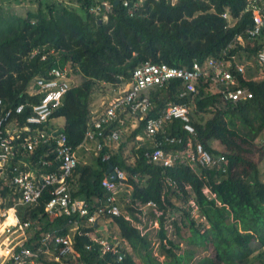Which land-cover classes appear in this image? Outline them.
<instances>
[{
    "label": "trees",
    "instance_id": "trees-1",
    "mask_svg": "<svg viewBox=\"0 0 264 264\" xmlns=\"http://www.w3.org/2000/svg\"><path fill=\"white\" fill-rule=\"evenodd\" d=\"M36 1L37 7L24 15L0 19V97L6 107L22 101L28 81L53 65L55 58L60 63L71 61L82 80L64 94L55 114L62 117L63 131L72 148L83 141L91 95L101 82L124 83L136 65L147 61L189 68L193 61L221 56L229 44L232 48L227 50L225 57L232 54L237 61L246 63L253 61L257 50L264 45V29L253 38L246 33L252 20L250 13L244 11L245 0H175L174 3L144 0L142 8L132 15L121 2L114 4L115 0H110L112 8L106 19L89 13V7L100 0H71L84 16L65 6L59 8L57 14L47 15L44 8L47 3L43 6L41 0ZM223 13L229 18L223 17ZM238 35L242 37V44L236 40ZM34 49L37 53L30 58L28 54ZM50 49L54 53L40 60V55ZM247 75L250 76L248 70ZM238 80L240 86L252 91V97L235 103L224 101L218 91L203 81L197 83L196 93L184 97L179 96V79H170L147 92L151 101L147 116H157L171 101L189 105L195 141L214 156L224 155L227 159L225 172L203 168L199 176L183 163L160 166L148 161L144 152L150 150V145H137L139 141L131 148V163L116 153L108 161L92 157V164L77 163L72 174L74 195L103 197L105 190L100 183L107 165L117 164L125 171L131 186V201L141 204L151 201L162 212L157 217L159 229L155 234L162 260L153 255L149 234L141 235L120 215L113 221L130 251L125 252L119 262L111 255L100 258L97 245L90 252L84 250L83 245L89 240L82 235L76 237V248L85 264H107L109 260L114 264L188 263L192 254L177 253L174 249H178V244L168 238L163 229L165 216L179 211L185 214L190 242L212 246L214 257L206 264H248L253 252L252 242L264 247V181L260 179L258 168L263 152L253 147L255 138L264 129V78L245 80L238 75ZM141 131L142 122H139L127 139H134ZM166 131L184 135L177 119L167 123ZM124 144L122 141L119 148ZM169 147L180 149L182 146L165 145ZM164 176L176 183L177 190L165 188ZM0 183H3L1 178ZM203 187L212 195L204 194ZM8 192L7 187L0 190L2 195ZM189 198L194 200L203 221L198 222L190 216L186 205ZM46 199L44 193L38 205L18 206L19 220H29L32 224L27 230L29 241L64 223L62 217L49 222L45 215H40ZM123 206L137 219L131 206ZM147 213L155 217L151 210ZM172 223L178 233L179 226L175 220Z\"/></svg>",
    "mask_w": 264,
    "mask_h": 264
},
{
    "label": "built area",
    "instance_id": "built-area-1",
    "mask_svg": "<svg viewBox=\"0 0 264 264\" xmlns=\"http://www.w3.org/2000/svg\"><path fill=\"white\" fill-rule=\"evenodd\" d=\"M117 1L132 15L142 8L144 0ZM170 1L174 3L175 0ZM111 8L110 0H100L89 7V13L106 19ZM244 11L251 15L252 24L246 33L253 38L264 29V0H245ZM222 16L229 18L227 13ZM236 40L243 43L240 35ZM230 48L231 44L219 57L193 61L189 68L148 61L136 65L118 95L108 102L102 101L97 110L90 108L83 141L76 148L68 144L63 131V119L55 114L64 94L75 85L74 75L79 74L71 61L60 63L55 58L53 65L28 81L22 101L10 103L6 107L0 97V178L3 180L0 190L4 187L9 190L7 195L0 193V264H85L76 248V237L82 235L89 240L83 245L84 250L90 252L97 245L100 258L111 255L114 261L119 262L125 252L130 251V246L119 236L113 218L122 215L141 235H145L148 229L141 223L147 209L155 216L150 226L156 233L159 229L157 217L162 212L151 201L144 204L131 201V186L126 180L125 171L117 164H113L101 180L100 184L105 190L103 197L89 198L73 194L75 183L72 174L78 163L75 150L82 147L94 157H100L101 161H108L117 151H114L115 145L121 138L127 116L133 117L137 123L142 122L144 137L150 145V150L144 152L148 161L163 167L183 163L199 176L203 168L225 172L227 159L224 155L214 156L195 141L189 105L171 101L157 116H147L151 106L147 92L170 79H179L181 97L196 93L197 83L203 81L218 91L224 101L235 103L251 98L252 91L239 85L238 75L245 80L250 77L264 78V45L257 50L253 61L246 63L237 61V57L232 54L225 57ZM36 53L34 49L28 56L31 58ZM49 53L53 54V49L41 54L40 60H45ZM256 68L260 70L259 74ZM101 84L109 85L106 82ZM173 119L181 122L184 135L166 131L167 123ZM165 145L182 147L165 148ZM104 149L106 151L101 153ZM163 182L165 188L177 190L176 183L170 177L164 176ZM202 192L212 195L207 187H203ZM44 193L47 199L40 215H45L49 222L62 217L64 223L41 232L38 238L29 241L27 230L32 224L29 220H19L18 206L34 207L39 204ZM122 203L134 209L137 219L130 215ZM186 205L193 219L198 222L204 220L199 216L192 198L187 200ZM9 212L15 220L12 223H6ZM170 218L172 216L166 215L163 224L167 237ZM99 227H105L104 232L97 233ZM150 238L153 255L162 258L158 255L157 239ZM162 242L165 244L166 240ZM107 264L114 263L109 260Z\"/></svg>",
    "mask_w": 264,
    "mask_h": 264
},
{
    "label": "rangeland",
    "instance_id": "rangeland-1",
    "mask_svg": "<svg viewBox=\"0 0 264 264\" xmlns=\"http://www.w3.org/2000/svg\"><path fill=\"white\" fill-rule=\"evenodd\" d=\"M34 0H17V4H12L15 3L14 0H10V6L7 8H0V19L2 17H7L11 15H24L26 11L32 10L35 8H28L30 4ZM47 6H45V13L47 15H50L51 13L57 14L59 8L62 6H65L67 8L73 9L77 11L81 16H84V13L79 9L78 5L71 0H48ZM49 8H51V12L49 11ZM255 66V65H253ZM259 69H258V74H259ZM74 84H79L82 80V77L78 75H74ZM124 84L120 83L117 84V86H109V85H96L95 90L91 95V109L97 110L99 108V104L101 101L103 102H108L110 101L113 97L118 95L122 89H124ZM206 117L208 114L205 115ZM130 129L123 130V133L121 135V138L118 142V144L115 145V151L116 154H119L122 159L127 162L131 163L133 161V155L131 148L136 145L135 141H139L137 145L139 144H146L148 141L145 139L143 132L141 131L138 135L135 136L134 139H127V136L130 133ZM141 138V139H140ZM122 141H125V144L119 148L120 144ZM254 149L261 150L263 152L262 159L259 163V172H260V179L264 181V129L261 131V133L255 138L254 143H253ZM77 161L80 164L86 165V164H92L93 160L92 157H94L90 152L85 151L82 147H79L75 150ZM148 210V209H147ZM150 213H146L143 216V222L141 223L143 226L145 225L148 229L147 232L148 234L153 237V240H155V230L152 229L150 226L151 219ZM172 220L176 221V224L179 226V232H176L175 226L172 223ZM12 221V220H11ZM169 222L171 225H169L170 230L167 232L168 238H170L174 243L178 244V249H174L177 253H183V252H189L192 254L190 261L188 263H182V264H206L209 262V259H212L214 257V251L213 248L210 244L208 243H202V244H197L190 242L189 237L191 235L190 230L188 228V224L186 222V217L185 214L182 212H177L174 213L172 218L169 219ZM108 228V226H107ZM105 227H99L97 230V233H100L101 231L104 232L103 230ZM110 230H113L112 226H109ZM252 248L253 252L249 257V262L248 264H264V247H259L258 242H252ZM156 249L154 248V251ZM159 254V253H158ZM162 260V258H160ZM139 262V261H138ZM143 262H139V264H142ZM164 264V262L162 263Z\"/></svg>",
    "mask_w": 264,
    "mask_h": 264
},
{
    "label": "crops",
    "instance_id": "crops-1",
    "mask_svg": "<svg viewBox=\"0 0 264 264\" xmlns=\"http://www.w3.org/2000/svg\"><path fill=\"white\" fill-rule=\"evenodd\" d=\"M15 3H12L10 2V0H0V8H7L8 6H10V3L12 4H17V0H14ZM48 0H41V2L43 3V6L44 4L47 2ZM37 7V1L34 0L30 6L28 8H36ZM93 101V100H92ZM92 101L90 100V108H91V105H92ZM102 102V101H101ZM99 107H100V104H99ZM93 110V109H91ZM138 125V123L136 122V120L131 117V116H127L126 118V122H125V128L124 130H127V129H134L136 126ZM143 132V131H142Z\"/></svg>",
    "mask_w": 264,
    "mask_h": 264
},
{
    "label": "bare ground",
    "instance_id": "bare-ground-1",
    "mask_svg": "<svg viewBox=\"0 0 264 264\" xmlns=\"http://www.w3.org/2000/svg\"><path fill=\"white\" fill-rule=\"evenodd\" d=\"M12 220V221H11ZM15 220H14V218H13V216H12V213L11 212H9V215H8V218L6 219V223H12V222H14Z\"/></svg>",
    "mask_w": 264,
    "mask_h": 264
},
{
    "label": "water",
    "instance_id": "water-1",
    "mask_svg": "<svg viewBox=\"0 0 264 264\" xmlns=\"http://www.w3.org/2000/svg\"><path fill=\"white\" fill-rule=\"evenodd\" d=\"M116 3H117V0L114 1V4H116ZM111 167H112L111 164L107 165V170H106L107 173L111 170Z\"/></svg>",
    "mask_w": 264,
    "mask_h": 264
}]
</instances>
